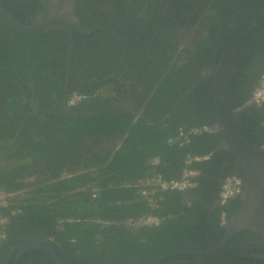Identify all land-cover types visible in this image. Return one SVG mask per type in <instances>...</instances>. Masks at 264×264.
Wrapping results in <instances>:
<instances>
[{
  "label": "flooded vegetation",
  "instance_id": "obj_1",
  "mask_svg": "<svg viewBox=\"0 0 264 264\" xmlns=\"http://www.w3.org/2000/svg\"><path fill=\"white\" fill-rule=\"evenodd\" d=\"M247 3L248 0H0V136L10 141L6 156H30L25 183H31V177L33 184L42 176L51 180L50 176L70 170L66 167L85 168L110 152L117 141L109 140L98 126H90L89 120L102 116L84 115L113 111L109 116L178 122L181 105L193 103L199 92L209 96L212 91L214 100L213 71ZM10 20L29 28L54 24L33 37L36 78L30 71L29 38L4 23ZM254 29L264 33V23L258 21L251 28L232 60L234 104L242 98L238 94L242 92L238 89L241 72L256 77L264 68L248 61L242 71L238 67L242 65V43L252 45L257 41L252 36ZM22 60L28 68L27 78L21 75ZM73 95L85 97L71 107ZM213 114L217 121V127L211 126L215 135L220 122L215 106ZM228 116L224 105L222 117L228 120ZM257 117L264 119V106L255 105L240 113L235 119L237 131L239 124L243 132L258 138L264 121L255 127ZM206 118L213 121L209 112ZM61 168L64 169L55 173ZM15 199L6 208L11 222L22 213L21 208L12 207ZM192 201L209 209L215 206L200 199ZM8 238L7 235L0 245L5 244L0 264L18 246ZM25 240L28 239L22 242ZM33 251L24 253L17 264H40L28 257Z\"/></svg>",
  "mask_w": 264,
  "mask_h": 264
},
{
  "label": "trees",
  "instance_id": "obj_2",
  "mask_svg": "<svg viewBox=\"0 0 264 264\" xmlns=\"http://www.w3.org/2000/svg\"><path fill=\"white\" fill-rule=\"evenodd\" d=\"M258 21L264 23V0H261ZM252 36L257 39L254 44L247 45L244 41L241 45L243 57L242 65L238 64L240 71L246 61L250 65L264 66V33L254 29ZM25 47L26 43L23 49ZM22 65L21 75L27 78L28 68L24 60ZM263 73L264 68L256 77L247 71L241 72L238 89L242 92L238 91V94L242 98L235 101L236 108L250 101ZM232 96L233 99L236 96L233 91ZM194 99L193 103L186 101L181 105L178 122L130 116H104L89 120L91 127L98 126L109 140L117 142L107 155L87 164L85 168L66 167L65 170L70 169L67 172L73 173L67 179H61V174H56L50 176L53 180L42 176L36 184L25 183L29 177L25 174L28 169L26 161L30 156H6V147L10 142L0 136V146H3L0 147V190L5 193L26 191L27 194L25 199L16 197L13 201L12 207L21 208L22 213L13 218L6 230L8 240L19 245L24 239L38 236L52 238L63 246L73 264H146L170 252L204 250L209 244L219 245L225 233V227L220 224L221 211L225 208L218 205L211 210L204 204L188 201L178 191L158 193L152 197L158 202L157 207L152 208L150 201L138 195L135 188L125 187L154 175L179 180L188 167V156L209 153L212 154L210 161L191 166L201 171L198 187L190 191L194 197L214 206L219 201L222 180L229 175H238L246 180L244 172L236 167L235 157L227 151H217L222 141V136L218 134L194 137L185 146L168 145V139L175 137L180 128L217 127L212 91L209 96L199 92ZM208 112L213 121L205 119ZM1 120L0 115V124ZM263 121V118L257 117L254 126H261ZM237 128L254 145L264 144L263 128L260 127V136L256 139L243 132L239 124ZM94 192L97 197L93 196ZM241 208L240 197L231 200L227 206L229 217L237 214ZM8 211L0 207L1 214L9 216ZM148 215L159 218L160 224L140 227L126 225L128 220L139 221ZM105 222H109L108 227L103 225ZM256 239V235L244 230L237 233L228 245L238 246ZM4 246L0 247V252ZM28 257L40 261V264H56L49 254L40 250L31 252ZM205 264H264V260L232 258Z\"/></svg>",
  "mask_w": 264,
  "mask_h": 264
},
{
  "label": "water",
  "instance_id": "obj_3",
  "mask_svg": "<svg viewBox=\"0 0 264 264\" xmlns=\"http://www.w3.org/2000/svg\"><path fill=\"white\" fill-rule=\"evenodd\" d=\"M260 0H248L247 7L242 16L237 30L226 44L225 50L213 71L214 76V105L220 118L218 135L222 136V144L217 151L225 150L233 155L238 168L244 172L246 180L240 194L242 208L228 219L222 242L217 246L208 245L204 250H179L159 256L146 264H205L232 258L264 260V147L254 145L242 136L235 127L236 117L256 103H248L241 108H236L231 91L230 73L234 54L241 41L251 28L258 23ZM14 30L26 34L29 38L28 57L30 71L35 75L34 35L42 32L52 25H38L31 28L23 26L16 21L4 22ZM88 30V28L80 27ZM229 110L228 120L222 117L223 107ZM113 111H105L84 116L112 115ZM83 116V115H82ZM75 118V117H71ZM210 154V153H209ZM212 159V154H211ZM210 159V160H211ZM209 160V161H210ZM188 201L199 200L190 191L182 192ZM217 203L211 210L216 209ZM248 230L257 236V239L230 246L228 243L237 232ZM30 250H41L49 254L56 264H73L63 246L52 238L38 236L20 243L12 249L3 264H17L21 256Z\"/></svg>",
  "mask_w": 264,
  "mask_h": 264
},
{
  "label": "built area",
  "instance_id": "obj_4",
  "mask_svg": "<svg viewBox=\"0 0 264 264\" xmlns=\"http://www.w3.org/2000/svg\"><path fill=\"white\" fill-rule=\"evenodd\" d=\"M85 97V96H84ZM81 95H73L70 99L69 105L71 107L76 106L84 99ZM256 103L259 106H264V73L260 76L258 85L256 86L252 97L249 103ZM215 129L211 126H196L189 129L180 128L178 134L175 137H170L167 141L168 145L178 144L179 146L188 145L194 137L202 135H212ZM264 147V144L262 145ZM211 159V154H199L195 156H188L186 160V165L188 166L181 177V179L176 180H167L164 179L161 175H154L146 179L134 182L131 184L125 185L128 188H135L137 194L147 198L150 201V206L152 208L157 207L158 202H155L152 197L160 192L165 191H192L196 189L199 185L198 179L201 176V171L199 169L191 167L194 163L207 162ZM73 173L64 172L61 174V179L71 178ZM31 183L34 182V179L31 177ZM221 190L219 193V206L225 208L221 211V221L220 224L224 227L228 224L229 214L227 212L228 203L231 200L238 198L243 190L244 180L237 175H229L221 182ZM26 191L17 192V193H5L0 190V207L7 208L10 205V202L16 197H25ZM94 197H97V193L94 192ZM157 203V204H156ZM12 215H15L13 212ZM161 220L154 216H146L139 221L128 220L126 225L131 227H140V226H157ZM11 217L5 216L0 212V245L7 239L6 230L10 226ZM109 222L103 223V225L108 226Z\"/></svg>",
  "mask_w": 264,
  "mask_h": 264
},
{
  "label": "crops",
  "instance_id": "obj_5",
  "mask_svg": "<svg viewBox=\"0 0 264 264\" xmlns=\"http://www.w3.org/2000/svg\"><path fill=\"white\" fill-rule=\"evenodd\" d=\"M1 142V141H0ZM10 142V141H9ZM1 144V143H0ZM0 147H3V146H0ZM13 164V162H11ZM9 164V163H8Z\"/></svg>",
  "mask_w": 264,
  "mask_h": 264
},
{
  "label": "clouds",
  "instance_id": "obj_6",
  "mask_svg": "<svg viewBox=\"0 0 264 264\" xmlns=\"http://www.w3.org/2000/svg\"><path fill=\"white\" fill-rule=\"evenodd\" d=\"M204 126V125H203ZM67 172V171H66ZM63 174V173H62ZM240 177V176H239ZM109 226V225H108ZM108 226H106V227H108Z\"/></svg>",
  "mask_w": 264,
  "mask_h": 264
},
{
  "label": "rangeland",
  "instance_id": "obj_7",
  "mask_svg": "<svg viewBox=\"0 0 264 264\" xmlns=\"http://www.w3.org/2000/svg\"><path fill=\"white\" fill-rule=\"evenodd\" d=\"M71 125V124H70Z\"/></svg>",
  "mask_w": 264,
  "mask_h": 264
}]
</instances>
